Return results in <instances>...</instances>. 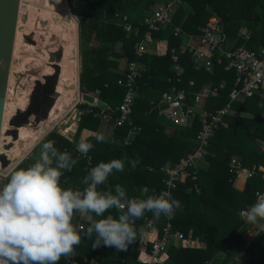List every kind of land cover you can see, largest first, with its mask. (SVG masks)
<instances>
[{"label":"trees","instance_id":"trees-1","mask_svg":"<svg viewBox=\"0 0 264 264\" xmlns=\"http://www.w3.org/2000/svg\"><path fill=\"white\" fill-rule=\"evenodd\" d=\"M159 1L65 0L69 14L75 17L77 22L80 93L94 95L105 104L106 109L103 111L111 113L120 103L124 93V88L118 86L116 80L122 79L125 63L137 61L142 66V72L136 82V96L130 115L132 123L139 129L130 138L128 145L121 144L126 139L128 130L125 125L112 127V136L119 141L117 144L98 143L91 137L86 138V141L93 144L86 156L79 154L71 142L54 130L45 137V140L54 141L59 151H67L78 160L72 171H66L61 178L62 187L82 188L80 181L92 167L100 162L123 159L126 156L129 160L139 159L138 166L133 169L126 162L123 172H114L109 176L108 186L114 189L116 185H120L129 198L144 199L149 195L159 194L164 179L160 170L170 168L192 152V142L199 127L198 120L193 118L184 128L173 127L168 131L164 129L154 106L160 94L171 85L187 88V82L193 81V86L187 88L189 94L186 103L191 105L193 93L198 91L202 84H218L225 80V86L218 91L217 97L209 98L203 104L204 109L210 110L219 108L226 102V94L231 84L232 74L225 72L222 64H214L210 73L205 72L201 67L193 66L188 53H179L183 35H198L206 19L214 15L221 22L223 36L233 41L230 43L234 47L244 45L249 49L264 48V0H183V6L176 8L172 15V26L166 25L152 32L153 38L165 39V53L151 57L143 54L136 58L133 46L142 38L144 31V27L139 23L147 15L149 7ZM185 9H188V13L183 18ZM125 24L136 27V34H126L123 29ZM179 24L180 35L173 36L172 28ZM240 26L249 30L248 40L237 35ZM171 49L177 56L178 64L183 68L180 83L174 82L175 76L170 64ZM166 79L170 82L167 83ZM260 90L259 95L232 107L234 112L248 113L253 118L232 114L226 116L209 138L206 166L196 170L194 183L197 192L190 189L193 182L188 178L177 183L176 188L172 190L171 195L182 204V208L169 220L172 231H178L184 237L189 235L191 240L202 243L203 247L183 248L169 244L165 252L167 264H233L232 258L239 250L242 258L236 264H264V233L257 232L259 234L256 233L248 243L237 235L244 222L239 216V211L247 209L253 203V194L264 188V179H248L247 190L237 191L232 187L234 176L227 172L230 157H235L244 167L254 165L264 171V148L259 154L246 156L242 153L244 139H256L250 128L255 118L264 111L263 87ZM149 102H152V106H149ZM76 108L79 111L88 108L89 111L80 115L77 121L74 116L66 119L71 120V123L75 122V133L82 129L95 131L99 121L93 114L99 109L86 104H79ZM61 132L68 133L67 130ZM39 151L40 147L37 145L32 153L38 156ZM35 158L29 157L16 166L28 167ZM100 190H104V186H101ZM107 215L117 217L118 213L112 209L105 213V216ZM92 216L95 220L100 218L94 214ZM147 219L151 221V229L147 231L154 234L153 239L159 237L164 226V217L154 220L151 213H146L135 222L136 239L126 250L106 246L92 248V240L82 236L80 245L75 248L76 255L69 259L70 263L87 264L88 259L97 258V264H141L136 260L138 227H143V222ZM88 223L89 221L82 227ZM240 244L244 247L241 248ZM149 246L150 242L146 251ZM220 250L224 251L223 256L217 255ZM65 260L62 257L58 264H64ZM153 264L159 263L155 261Z\"/></svg>","mask_w":264,"mask_h":264},{"label":"clouds","instance_id":"clouds-1","mask_svg":"<svg viewBox=\"0 0 264 264\" xmlns=\"http://www.w3.org/2000/svg\"><path fill=\"white\" fill-rule=\"evenodd\" d=\"M47 135L42 133L27 151L18 154L22 162L39 145L38 157L30 166H15L5 174L6 182L0 180V264H58L62 257L67 260L76 255L82 236L92 240V248L126 250L136 239L135 222L146 213L154 220L162 216L170 220L182 208L168 191L136 199L129 198L120 185L108 186L109 176L123 172L126 162L133 169L138 166L139 159L126 156L92 167L80 181L82 188L62 187L61 178L78 160L59 151L54 141L45 140ZM95 139L102 143L105 137L97 134ZM92 148V143L82 140L76 151L86 156ZM112 209L118 216H105ZM93 214L100 218L93 220ZM239 215L248 224L264 221V196H258ZM75 216L89 223L74 225Z\"/></svg>","mask_w":264,"mask_h":264},{"label":"built area","instance_id":"built-area-1","mask_svg":"<svg viewBox=\"0 0 264 264\" xmlns=\"http://www.w3.org/2000/svg\"><path fill=\"white\" fill-rule=\"evenodd\" d=\"M179 6H183V0H163V2L155 3L149 7L147 15L139 23V25L144 27L142 38L133 46V53L136 58L147 53L146 45L151 44L153 41L152 32L158 31L166 25L172 26V15ZM179 26L180 24L173 26V36L180 35ZM123 29L126 34H136L137 31L136 27L132 28L128 24H125ZM183 36L196 39L197 46H192L191 43L187 42L179 47V53H188L193 66L195 68L201 67L205 72L210 73L214 64H222L223 70L232 74L231 84L226 94V102L221 107L210 110L204 109L203 104L209 98L217 97L218 91L225 86V80H222L218 84L211 82L202 84L199 90L193 93L191 105H187L186 103L188 99L187 95L189 94L187 88L193 86V81L187 82V88L171 85L160 94L154 105L159 118L168 122L172 127L181 128L188 126L192 119L196 118L199 127L192 142L194 144L192 152L179 159L170 168H162L160 170L163 173L164 179L162 180L163 188L159 193L163 191L171 193L176 188V184L184 178H188L193 182L190 189L197 192L198 189L194 183L196 170L205 161V156L208 155L207 146H209V138L212 137L214 131L223 122L224 118L234 112L232 108L234 104L251 98L258 94L260 88L264 87V48L249 49L244 45L234 47L223 36L221 22L216 16H210L206 19L198 35L184 34ZM169 53L171 70L175 76L174 82L180 83L183 68L178 64L174 51L171 49ZM141 72L142 66L137 61L126 62L122 79L118 78L116 80V84L124 88V93L120 103L112 112L110 111L111 113H115V115L100 109L93 114V117L105 125H111L114 128L124 125L128 127L126 139L121 143L123 146L129 144L130 138L139 129L132 123L130 115L132 103L136 96V82L141 77ZM166 82L168 83L170 80L166 79ZM163 105H165V108L160 109ZM149 106H152V102H149ZM227 172L233 175L234 178L243 175L247 180L254 177L264 179V171H261L254 165L244 167L235 157H230L227 164ZM253 195V203H255L258 196H264V188L260 191H255ZM242 210L246 209H241L240 211ZM247 224L243 222L241 228H244ZM143 229H151L150 220H144ZM259 231L264 233V223L255 228L253 234L248 239L246 236L244 241L248 243ZM172 239L179 241L182 245L183 242L191 240L189 235L184 237L180 232L172 231L169 219L164 217L161 235L150 241L147 251L145 250V242H142L143 252L148 258V261L142 264H153V261H159L161 256L165 254ZM96 259H88L87 264H97ZM64 264H71L70 260H65Z\"/></svg>","mask_w":264,"mask_h":264},{"label":"rangeland","instance_id":"rangeland-1","mask_svg":"<svg viewBox=\"0 0 264 264\" xmlns=\"http://www.w3.org/2000/svg\"><path fill=\"white\" fill-rule=\"evenodd\" d=\"M49 2V0H21L18 11L19 17H17L18 26L16 40L11 59V69L9 70L10 79L8 91L5 95V113L4 120H2L3 129L0 134V153L6 151L4 152L8 155L6 158L10 160L9 167L7 168L19 164L21 161L18 159V154L27 151L36 138L42 133L49 130L57 132V129L55 128L50 129L53 121L57 120L58 122L62 120L66 123H71V120L66 121V119L73 116L74 111H70V109L75 102H80L77 92L78 39L76 18L73 17L76 25V30L74 32V30L65 26L61 21V19H64L65 22L69 21V18L65 15L63 16L58 10L64 8L68 11L65 0H58L56 2L58 9L53 6L55 3L47 5ZM161 2H163V0L155 3L157 4ZM27 34L31 35V39H34L35 45L23 41L22 36ZM74 36L75 45L72 41L74 40ZM181 44H183V42ZM58 49H61V56L59 62L54 63L53 57ZM50 58H52V62H49ZM53 64H56L59 67L56 82V86L59 84V94L58 97L57 94L51 95V101L57 97L58 102L50 113L48 121L41 122L39 124L40 126L37 128L33 123V117L28 116L27 124H24L23 122L13 126V124H11L12 118L14 115H19L20 112L26 110L29 103L28 99L31 95V89L36 80L40 81L44 75H53L54 70L53 66H51ZM18 74H23V77L19 81ZM59 79L60 82L58 83ZM261 115L264 117V111ZM161 120L162 119L160 118L159 122H161ZM67 125L68 124H66V126ZM15 128L17 129V135L18 129L20 128V141H18L17 138V140L13 141L11 148L4 150V146L9 142H12L11 132ZM35 155L32 153L30 157L34 156L35 158ZM7 168L4 170L0 169V176L6 174L8 171ZM76 219L77 218H75V220ZM81 219L83 222L86 221V218ZM252 234L253 231L247 235V239Z\"/></svg>","mask_w":264,"mask_h":264},{"label":"crops","instance_id":"crops-1","mask_svg":"<svg viewBox=\"0 0 264 264\" xmlns=\"http://www.w3.org/2000/svg\"><path fill=\"white\" fill-rule=\"evenodd\" d=\"M50 2L47 4V5H50L51 3H55V5H53V6H55V8L56 9H58V6H57V4H56V2L58 1V0H55V1H53V0H49ZM59 10V12H60V9H58ZM61 13V12H60ZM188 13V9H185V13H184V15H183V18L186 16V14ZM62 14V13H61ZM63 16L65 15V14H62ZM65 16H67V18H69V21H67V22H65L64 21V19H61V21L63 22V24L65 25V26H68L69 28H71L72 30H74V32H75V30H76V25H75V22H74V20H73V16L72 15H65ZM212 16H214V15H212ZM221 29H222V26H221ZM249 30L247 29V28H245V27H243V26H240L239 27V29H238V31H237V35L239 36V37H243L244 39H246V40H248V38H249ZM226 39V41L228 42V43H230V42H233V41H231V40H229V39H227V38H225ZM73 42H74V45H75V36H74V40H72ZM187 42H189V43H191V45L192 46H197V40L196 39H194V38H192V39H190V38H188V37H184V40H183V44L182 45H184L185 43H187ZM166 41H165V39H157V38H153V41H152V43L151 44H148V45H146L147 46V53H145L148 57H151V56H153V55H155V56H162L164 53H165V51H166ZM230 44H232V43H230ZM77 80H78V76H77ZM263 90H264V87H263ZM260 92H261V90L258 92V94H256V95H259L260 94ZM90 95H92V94H90ZM93 97H95L94 95H92ZM96 98V97H95ZM79 104H84V103H81V102H75L73 105H72V107H71V109H70V111H74L73 112V116L75 117V121H77V119H78V117L80 116V115H82V114H85L89 109L87 108V109H84V110H82V111H79L77 108H76V106L77 105H79ZM87 105V104H86ZM87 106H89V105H87ZM105 108H106V106H105ZM262 112H263V110H262ZM261 112V113H262ZM232 115L233 116H235V115H239V116H242L243 118H249V119H251V118H253V116L251 115V114H248V113H237V112H234V113H232ZM259 118H261V119H263L264 120V117L262 116V115H260L259 116ZM44 121H46V119L45 120H42V121H39V123L37 124V128H38V126H39V124L41 123V122H44ZM162 125H163V127H164V129H167V131L169 130V129H171V128H173L168 122H166L165 120H161V122H160ZM66 124H68L67 126H66ZM51 128L50 129H53V128H55V129H57V133L60 135V136H62L64 139H66L68 142H71L72 144H73V148L76 150V146H77V144L80 142V141H82V140H85L86 138H88V137H91L92 139H94V140H96L95 139V136L97 135V134H102L104 137H105V140H104V143H109V144H111V143H118L119 141L118 140H116L115 138H113V136H112V126L111 125H105V124H103V123H98V125H97V127H96V129H95V131H88V130H80L78 133H75V129H76V124H75V122H72V123H66L65 121H62V120H60V121H58L57 122V120H55V121H53L52 123H51ZM169 125H170V127H169ZM64 131V130H67L68 131V133L67 134H65V133H62L61 131ZM50 131H52V130H49V131H47L48 133L50 132ZM59 131V132H58ZM166 131V130H165ZM250 131L253 133V135L254 136H256V141L257 142H259V144H260V147H261V150H260V152H262V150H263V148H264V142H263V139H264V125L263 124H261L260 122H258V121H254V122H252L251 123V128H250ZM245 140V139H244ZM244 142V141H243ZM259 152V153H260ZM259 153H257V154H259ZM254 154H256V153H254ZM254 154H251V155H254ZM246 156H250V155H246ZM252 160V159H251ZM204 166H206V162L204 161V162H202L201 164H200V168H203ZM249 166V165H248ZM9 167V166H8ZM13 167H15V166H10V168H7V170L9 171L10 169H12ZM7 171V172H8ZM6 172V173H7ZM246 182H247V179L246 178H244V176L243 175H240L239 177H237V178H234V180H233V184H232V187L235 189V190H237V191H246L247 190V187H246ZM246 188V189H245ZM245 189V190H244ZM75 218H77L76 220H75ZM92 219L93 220H95V218L92 216ZM88 220H87V218H86V221L85 222H83L82 221V219L79 217V216H75L74 217V219H73V224L74 225H83V224H85L86 222H87ZM264 222L263 221H261V222H259V223H257V224H247V225H245V227L243 228H240L241 230L237 233V235H238V237H240L241 239H243V238H246V236L247 235H249L252 231H254L255 230V228H257L258 226H260L261 224H263ZM249 233V234H248ZM138 234H139V242H138V246H137V251H138V254H137V258H136V260L139 262V263H143V262H147L148 261V258H147V256L145 255V253L143 252V246H142V242H145V250H146V248H147V246H148V243L150 242V241H152L153 240V237H154V234L152 233V232H148L147 231V229H143V227H142V225L141 226H139L138 227ZM236 235V236H237ZM171 245H176V246H180V247H183V248H202L203 247V244L202 243H200V242H197L195 239H192V240H190L189 242H183V245L182 244H180V242L179 241H177V240H174V239H172L171 240V243H170ZM240 247L241 248H243L244 246H243V244H240ZM223 254H224V251L223 250H220L218 253H217V255H219V256H223ZM242 258V253L240 252V250H239V252L237 253V254H235L234 255V257L232 258V263L233 264H236V263H238L239 262V260ZM159 264H167V261H166V254H164L163 256H161V258L159 259V261H157ZM153 263H154V261H153Z\"/></svg>","mask_w":264,"mask_h":264},{"label":"water","instance_id":"water-1","mask_svg":"<svg viewBox=\"0 0 264 264\" xmlns=\"http://www.w3.org/2000/svg\"><path fill=\"white\" fill-rule=\"evenodd\" d=\"M19 2L20 0H0V131H1L2 118H3L5 95L7 92L9 67H10V61H11L12 50H13V45H14ZM22 39L25 43L35 45V41L34 40L32 41L30 34L23 35ZM60 56H61V49H58L56 53L54 54L53 62L54 63L59 62ZM49 62H52V58H50ZM51 66H53V70H54L53 75L50 74L47 77H43L41 80H43V82L45 79L52 81L53 93L57 94L55 90V86L57 82V74L59 72V67L56 64H53ZM22 77H23V74H18V81L21 80ZM34 84H36V82ZM32 90L33 88L31 89V92ZM77 92H78V95H79L78 97L81 103L96 107L100 110L105 109V104L101 102L100 100H98L97 98L93 97L92 95L88 93L79 92L78 80H77ZM28 101H30V97ZM53 101L54 100L51 101V103L45 110L44 114L38 118H36L34 115H29L30 113H29L28 108L23 113L25 114L27 113V116H32L33 123L34 125L37 126L39 121L47 119V114H48L50 107L53 104ZM164 108H165V105L161 106L160 109H164ZM255 119L264 125L263 119L259 117H256ZM27 121H28V117L26 118V121L24 122V124H27ZM18 126H21V125H18ZM16 130L17 129L15 128L11 132L12 142H9L6 146H4L3 148L4 150H8L9 148H11L13 145L12 144L13 141L17 140L18 135H17ZM260 150H261L260 144L256 140H253L250 138H246L244 140L243 148H242L243 155H251L254 153L257 154L260 152ZM9 164H10V160H8L4 154H0V169L1 170L6 169ZM4 177L5 175L0 176V180H4Z\"/></svg>","mask_w":264,"mask_h":264},{"label":"flooded vegetation","instance_id":"flooded-vegetation-1","mask_svg":"<svg viewBox=\"0 0 264 264\" xmlns=\"http://www.w3.org/2000/svg\"><path fill=\"white\" fill-rule=\"evenodd\" d=\"M50 75V74H48ZM44 75L43 77H47ZM53 83L47 79L36 80V84L33 86V90L30 95V101L28 103L29 115H34L36 118L42 116L51 103V95L53 93L52 89ZM26 108V109H27ZM27 113L20 112L19 115H14L11 121V124L17 125L26 121ZM34 117V118H35Z\"/></svg>","mask_w":264,"mask_h":264},{"label":"bare ground","instance_id":"bare-ground-1","mask_svg":"<svg viewBox=\"0 0 264 264\" xmlns=\"http://www.w3.org/2000/svg\"><path fill=\"white\" fill-rule=\"evenodd\" d=\"M64 2V1H63ZM20 4H21V0H20V2H19V8H20ZM63 7V6H62ZM18 11H19V9H18ZM60 12L62 13V14H65V15H70L69 14V12L68 11H66V9H64V8H61L60 9ZM19 17V16H18ZM17 26H18V19H17V24H16V30H15V38H14V45H13V50H12V56H13V51H14V46H15V40H16V32H17ZM34 39H32V41H33ZM11 59H12V57H11ZM11 69V61H10V67H9V70ZM61 73H62V69H61ZM60 77H61V74H60ZM9 79H10V72H9V75H8V82H7V91H8V85H9ZM60 82V79H59V81H58V83ZM59 85V84H58ZM58 85L56 86V93H57V97H58V94H59V91H58ZM6 94H7V92H6ZM57 97L54 99V101H53V104H52V106L50 107V109H49V111H48V114H47V121H48V119H49V117H50V113L52 112V110L54 109V107H55V105L57 104ZM5 104H6V102L4 101V110H3V118H2V120H4V113H5ZM44 122H46V121H44ZM40 126V125H39ZM38 126V127H39ZM20 128H23V127H20ZM20 128L18 129V141H20L19 140V137H20V134H19V131H20ZM2 129H3V121H2V124H1V131H2ZM0 131V132H1ZM2 136V135H1ZM0 145H1V137H0ZM1 152V151H0ZM4 152H6V151H3V153ZM3 153H0V154H3ZM4 155H5V157H7L8 155L6 154V153H4Z\"/></svg>","mask_w":264,"mask_h":264}]
</instances>
